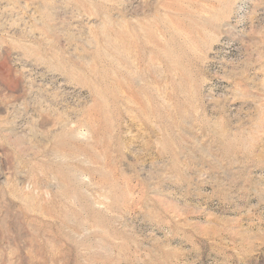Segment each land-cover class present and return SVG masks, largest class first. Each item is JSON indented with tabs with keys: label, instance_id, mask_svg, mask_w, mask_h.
Listing matches in <instances>:
<instances>
[{
	"label": "rangeland",
	"instance_id": "374dc122",
	"mask_svg": "<svg viewBox=\"0 0 264 264\" xmlns=\"http://www.w3.org/2000/svg\"><path fill=\"white\" fill-rule=\"evenodd\" d=\"M0 264H264V0H0Z\"/></svg>",
	"mask_w": 264,
	"mask_h": 264
}]
</instances>
